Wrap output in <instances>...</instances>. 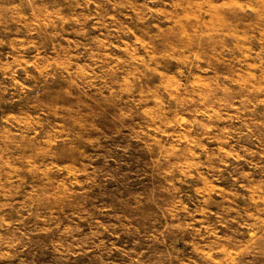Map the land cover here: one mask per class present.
<instances>
[{"label":"clouds","instance_id":"clouds-1","mask_svg":"<svg viewBox=\"0 0 264 264\" xmlns=\"http://www.w3.org/2000/svg\"><path fill=\"white\" fill-rule=\"evenodd\" d=\"M22 2L27 8L20 9L12 22L25 29L26 35H14L7 42L10 52L0 61V81L8 82L0 83V100L17 109L0 116V232L21 223L16 220L14 224L7 216L16 205L24 208L27 218L42 202L63 199L64 194H71L73 185L82 187L78 177L86 175V171L70 169L68 164L55 162L52 156L57 145L69 138L63 122L68 114L57 106L50 115L42 106L39 93L34 92L36 83L61 78L69 96L70 89L99 94L119 102L125 120L145 121L136 132L158 150L154 158L163 175L175 177V181H167L177 193L173 214L186 217L185 227L199 237L200 243L193 247L203 258L202 264H221L216 259L219 255L235 257V250L219 243L223 240L219 228H226L228 221L213 228L203 219L206 209L190 212L189 205L179 198L180 185L197 177L206 180L201 171L207 167L205 160L223 156L220 164L227 168L226 161L246 162V157L255 155L247 147L235 150L233 141L237 135L253 134L247 123H240L243 105L264 106V97L252 104L247 97H234L233 92L246 87L249 94L264 93V76L258 79V73L264 72V48L253 47V42L264 45V29L239 33L225 22L233 13L251 14L264 22V0H105L111 12L102 18L103 23L96 20L99 11L83 17L85 22L96 21L93 31L107 30L90 41L84 39L89 35L87 28H81L71 39L64 34L66 25L81 23L79 17H66L61 14L62 9L50 10L36 0ZM90 6L97 10L101 7L96 0L76 4L77 8ZM118 11L124 19H134L136 25L151 21L154 31L141 33L127 24L110 27L109 22L117 21L113 13ZM113 33L119 34V39ZM229 40L236 43L229 47ZM5 43L0 39V46ZM233 48L238 56L233 55ZM233 61V66L239 67L230 72L226 65ZM19 73H23V79ZM29 81L33 83L30 85ZM25 103L27 106L21 111L19 106ZM49 119L54 120L51 130L47 127ZM71 119L78 130L80 122L74 116ZM210 137V142L218 145L216 155L202 158L201 153L209 152L204 142ZM32 175L39 181H30L28 176ZM250 175L243 173L245 178ZM58 176L72 179L62 183ZM236 183L251 193L249 199L259 211V206L264 205V187L256 184L248 188L239 179ZM195 191L203 194L202 202L206 204L205 189L198 187ZM38 219L47 223L43 215ZM230 222L247 229L254 240L258 238L254 229L264 225V218L250 210L243 222L235 217ZM54 228L60 229V225ZM71 233V227L61 230V235ZM19 243L18 239L3 242L0 258L11 256Z\"/></svg>","mask_w":264,"mask_h":264},{"label":"rangeland","instance_id":"rangeland-1","mask_svg":"<svg viewBox=\"0 0 264 264\" xmlns=\"http://www.w3.org/2000/svg\"><path fill=\"white\" fill-rule=\"evenodd\" d=\"M36 3L53 11L62 9L61 14L66 17L80 18V24L65 26L67 31L64 34L70 39L81 28L88 29L89 35L84 38L86 41L99 36L100 32L107 33L103 28L99 32L92 30L95 20H83L84 16L95 15L99 11L96 20L103 23L102 18L111 12V6L105 0H96L101 5L98 10L91 6L77 8L76 4H83V0H36ZM22 8H27L22 0H0V39L6 42L0 46V61L10 52L7 42L17 33L26 35L25 29L12 22ZM113 14L117 15V21L115 24L109 22L110 27L127 24L137 27L141 33L154 31L150 27L151 21L136 25L134 19H124L119 11ZM225 23L239 33H252L257 27L264 29V22L257 21L251 14L233 13ZM96 27L99 28V25ZM112 35L119 39V34ZM227 43L232 47L236 42L229 40ZM253 47L259 50L264 45L253 42ZM233 55H239L234 48ZM261 59H264V53ZM233 65L234 61L228 63L226 69L236 71L239 66ZM18 76L23 79V73ZM260 76H264V72L258 73V79ZM28 83L31 85L33 82ZM70 91L71 96L65 92L61 78L49 83H36L34 87V92L39 93L42 106L49 110L50 115L57 106L68 114L63 122L70 133L69 138L57 145L52 156L55 162L68 164L70 169L86 171V175L78 177L82 187L73 185L71 194H64L63 199L42 202L32 209V215L27 218L23 207L16 205L12 208L7 216L13 219L14 224L16 220L21 223L12 230L0 232L3 237L0 250H3V242L18 239L20 243L12 249L11 256L0 258V264H202L203 258L193 247L200 243L199 237L185 227L188 223L186 217L173 214L177 193L168 187L167 181H175V177L163 175L154 158L158 150L136 132L145 121L140 119L139 123H134L131 118L125 120L119 102L113 99L77 89ZM233 96L247 97L255 104L257 99L264 97V93L249 94L244 87L234 90ZM26 106L27 103L20 105L19 109L22 111ZM250 107L249 104L243 105L244 115L240 116V123H247L253 134L237 135L233 143L235 150L247 147L255 155L246 157V162L226 161L229 164L227 168L220 164L223 156L219 160H205L207 167L201 171L206 180L197 177L180 185L179 198L189 205L190 212L206 209L203 219L213 228L228 221L226 228H219L223 237L219 243L226 244L237 255L217 256L221 264H264V225H257L254 229L258 238L253 240L247 229L230 222L231 217L243 222L250 210L264 218V205L256 211L257 206L249 199L251 193L244 192L236 183L239 179L248 188L256 184L264 187V159H261L264 155V106L251 107L249 111ZM15 110L11 104L5 105L0 100V116ZM73 116L81 124L78 130L73 127ZM47 127L51 130L54 120L49 119ZM211 139L204 142L209 152L201 153L202 158L216 155L218 145L210 142ZM244 172L251 175L245 178ZM28 179L39 181L34 175L28 176ZM57 179L70 183L72 178L65 180L58 176ZM198 187L207 192V196L203 197L207 200L206 204L202 202L203 194L198 195L195 191ZM41 215L47 223L40 222L38 217ZM216 216L221 219L217 220ZM56 224L60 225V229L54 228ZM65 227L72 228L71 236L61 235ZM49 228L52 231H48Z\"/></svg>","mask_w":264,"mask_h":264}]
</instances>
